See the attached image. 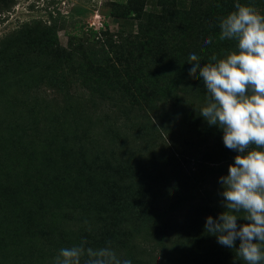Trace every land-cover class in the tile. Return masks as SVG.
Instances as JSON below:
<instances>
[{"label": "rangeland", "instance_id": "374dc122", "mask_svg": "<svg viewBox=\"0 0 264 264\" xmlns=\"http://www.w3.org/2000/svg\"><path fill=\"white\" fill-rule=\"evenodd\" d=\"M251 2L264 14V0ZM130 7L142 12V33ZM233 8L0 0V264H53L82 238L94 248L112 241L132 264H243L204 231L222 211L218 178L236 152L199 115L206 92L187 63L234 48L209 27ZM102 43L127 61L112 62ZM146 211L161 216L144 227Z\"/></svg>", "mask_w": 264, "mask_h": 264}, {"label": "clouds", "instance_id": "9594fccd", "mask_svg": "<svg viewBox=\"0 0 264 264\" xmlns=\"http://www.w3.org/2000/svg\"><path fill=\"white\" fill-rule=\"evenodd\" d=\"M209 27H218L215 39L232 41L234 48L222 56L211 55L203 66L201 57L190 53L188 75L201 79L206 92L199 115L222 131L224 146L236 155L227 175L218 178L222 211L216 218H205L204 231L235 250L243 264H264V14L251 0H234L233 10ZM213 40L209 35L203 43ZM239 220L246 223L238 224ZM53 264L132 261L118 254L112 241L94 248L82 238L78 244L62 247Z\"/></svg>", "mask_w": 264, "mask_h": 264}, {"label": "trees", "instance_id": "16d2710c", "mask_svg": "<svg viewBox=\"0 0 264 264\" xmlns=\"http://www.w3.org/2000/svg\"><path fill=\"white\" fill-rule=\"evenodd\" d=\"M127 16H130V17H134L135 19H137V20H140V23H139V26H138V29H139V32L140 33H142L143 31H144V29L146 28V26L144 25V23H143V17H142V12H141V10H137V9H135V8H132V7H130V8H128V10H127ZM93 38H92V41L93 42H96V43H98V42H100V38L98 37L97 38V36H95V32L93 33ZM55 41H56V39H55ZM93 45H96V44H93ZM102 45L104 46V51H105V55L107 56V58H109V54H111L112 55V57L114 58V60L115 61H112V62H114V63H116V61L118 62V63H120L121 65H123L124 63V61L126 62L127 61V59H128V55H126V56H124L123 57V62H121L120 61V58L118 57V56H115V52L116 51H114V50H112L113 48H112V46L110 47V50L109 51H107L109 48L107 47V45H105V43H102ZM142 72V79H144V83H148V81L150 80V76L151 75H149V74H146L145 72H144V70L143 71H141ZM141 79V80H142ZM151 93H153V92H155L153 89H152V87H151V89L149 90ZM204 169H207V170H205V172L207 173L208 171L209 172H211V173H214V171L215 170H217L218 169V167H215L214 165H209V164H206L205 166H204ZM220 169H222L221 167H219V170ZM177 198V197H176ZM174 199L173 201H171L166 207H165V209H168V210H171V209H174L175 207H176V205H175V203H177V201H178V198L177 199ZM160 216L161 215H159V213H158V211H146V212H144L143 213V215H142V217H141V225L142 226H144V227H147V226H151V225H153V223H155L159 218H160ZM130 239H128V241H129ZM131 242L129 241V248H128V251H126V253L125 254H128V255H132V253L130 252L131 251ZM130 258H131V256H130Z\"/></svg>", "mask_w": 264, "mask_h": 264}]
</instances>
